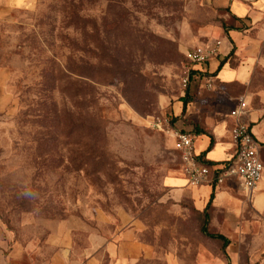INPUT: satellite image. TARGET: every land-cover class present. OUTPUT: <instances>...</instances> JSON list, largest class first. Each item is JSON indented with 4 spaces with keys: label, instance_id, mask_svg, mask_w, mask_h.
Segmentation results:
<instances>
[{
    "label": "rangeland",
    "instance_id": "1",
    "mask_svg": "<svg viewBox=\"0 0 264 264\" xmlns=\"http://www.w3.org/2000/svg\"><path fill=\"white\" fill-rule=\"evenodd\" d=\"M196 47L216 53L192 63ZM240 99L264 159V0H0V264H264L261 181L216 187L223 248L201 232L211 184L174 148L231 131Z\"/></svg>",
    "mask_w": 264,
    "mask_h": 264
},
{
    "label": "built area",
    "instance_id": "2",
    "mask_svg": "<svg viewBox=\"0 0 264 264\" xmlns=\"http://www.w3.org/2000/svg\"><path fill=\"white\" fill-rule=\"evenodd\" d=\"M216 53V48L196 47L188 53L192 63L205 64ZM188 79L184 80V83ZM246 104L240 99L231 110L233 119L231 136L236 146L235 156L219 165L204 164L195 151L194 135L190 132L176 131L174 148L181 159V171L192 186L223 184L236 180L245 190H254L262 179L264 164L260 155V145L246 120Z\"/></svg>",
    "mask_w": 264,
    "mask_h": 264
},
{
    "label": "crops",
    "instance_id": "3",
    "mask_svg": "<svg viewBox=\"0 0 264 264\" xmlns=\"http://www.w3.org/2000/svg\"><path fill=\"white\" fill-rule=\"evenodd\" d=\"M230 8H231L233 13H235L236 15H238L240 17H243V15L246 13V9L243 6L239 5L236 1L231 3ZM236 34H237V31H230L229 34L227 35L228 38L231 40V42H234L232 40V38L235 39L236 38ZM221 61L213 63L214 64V70H215L214 74H218L219 73V76L222 78L223 81L230 80L234 76H238L239 75V72L233 73L231 70H229L227 68V66L225 67L226 63L224 64V66L222 67L221 70H218ZM188 106H187V108H186V110L184 112H187V110L189 109ZM182 108H183V103H182ZM229 118L232 120V124H233V119L231 117H229ZM228 123H229V121L223 122V120H222L218 124H216V126L215 125L213 126V133H214V138H215L214 140L212 138H210L209 136H207V135H204L202 137H200L198 135L196 136L191 131L192 134L194 135V145L196 147L195 151H196V153L199 156L202 155L204 157V159H207V160L212 161V162H219L220 164L229 161L230 159H232V157L235 156V153H236V146L234 147L235 144L230 142L228 139H224V138H229L230 137L231 131L227 128L228 127L227 126ZM250 127L252 128L253 132H255L254 134H256V133L258 134L259 133V131H260V129H259L260 126L259 125H250ZM194 131H196V130L194 129ZM196 137H197V139H196ZM195 139H196V143H195ZM199 139H202L201 144H197ZM259 145H260V143H259ZM232 149H233V151L235 149V153H233L231 156L228 157L229 150H232ZM260 155H261L262 162L264 164V159L262 157L261 152H260ZM185 180H186V178H185ZM260 184H261L260 187H264V170H263V175H262V179H261ZM209 186L210 185H203L202 186L203 187L202 192H207ZM217 186L218 185H216V187ZM211 192H212V185H211V190H210V193H209V197H208V200H207V202H206V204L204 206V209H205V207H206V205H207V203L209 201ZM216 193L217 192L215 190V196H216ZM212 205H213V203H212Z\"/></svg>",
    "mask_w": 264,
    "mask_h": 264
},
{
    "label": "trees",
    "instance_id": "4",
    "mask_svg": "<svg viewBox=\"0 0 264 264\" xmlns=\"http://www.w3.org/2000/svg\"><path fill=\"white\" fill-rule=\"evenodd\" d=\"M226 9L233 16L234 21L239 22V21H241V19H243L242 17H240V16L236 15L235 13H233L232 10H231V8L229 6ZM223 28L225 30V33L228 35L230 31H241L245 27L240 26V25H234V23H232V24H223ZM234 52H235V46H233V48H232L231 52L229 53V55L233 54ZM226 57L223 58V60L220 62V65H219L218 70H221L222 67L224 66V64L226 63V60H227ZM195 73H199V72H197V71H191L190 72V75H193ZM185 92H186L185 95L180 98V100L183 103V111H185L186 108H187V106L193 101V97L189 94V92H188L187 89L185 90ZM261 150L262 149H261V145H260V152H261ZM199 157H200L201 161L204 164H207V165H210V166L219 165L220 164L219 162H212V161H209L207 159H204V157L202 155H200ZM224 163H226V162H224ZM221 164H223V163H221ZM215 188H216V184L213 183L212 184V192L210 194L209 201H208V203H207V205H206V207H205V209L203 211L204 220H203V224H202V227H201V232L203 234H205L209 238L222 241L223 242V248H225L229 244V242H230L229 239L225 235H223V234H220V233H211L208 230V224H209V220H210V215H209V212L208 211H209V208H211L212 203H213V200L215 198Z\"/></svg>",
    "mask_w": 264,
    "mask_h": 264
}]
</instances>
